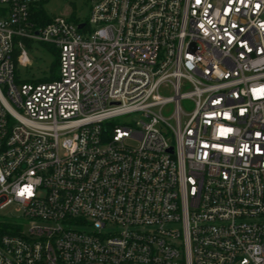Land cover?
Segmentation results:
<instances>
[{"label": "built area", "instance_id": "obj_1", "mask_svg": "<svg viewBox=\"0 0 264 264\" xmlns=\"http://www.w3.org/2000/svg\"><path fill=\"white\" fill-rule=\"evenodd\" d=\"M49 1L0 0V264H264V0Z\"/></svg>", "mask_w": 264, "mask_h": 264}, {"label": "rangeland", "instance_id": "obj_2", "mask_svg": "<svg viewBox=\"0 0 264 264\" xmlns=\"http://www.w3.org/2000/svg\"><path fill=\"white\" fill-rule=\"evenodd\" d=\"M45 13L51 18L65 17L73 22H76L77 18L81 21L88 20L89 18V5L88 0H50L44 6ZM51 47L44 44H27V52L32 61L30 68H21L16 63V78L19 81L27 80V83H31L34 80L48 78L52 75L53 63L55 61V55L50 51ZM183 108L186 112L193 110L191 102H183ZM172 109L165 113L166 117H170ZM116 125H121L122 120H116ZM12 209L6 210L2 215L7 217L9 221L23 224L25 230L28 228L29 221L25 219H18L16 215L12 218Z\"/></svg>", "mask_w": 264, "mask_h": 264}, {"label": "trees", "instance_id": "obj_3", "mask_svg": "<svg viewBox=\"0 0 264 264\" xmlns=\"http://www.w3.org/2000/svg\"><path fill=\"white\" fill-rule=\"evenodd\" d=\"M52 20V18L50 16H48L45 11L41 10V17H40V21H39V24L40 26H44L48 23H50ZM51 52L54 53L55 56V61L53 63V69H52V75L48 78H43V79H38L37 81L38 82H46V81H50L52 80V78L54 77V74L57 70V67H58V59H57V53L55 50H53L52 48L50 49Z\"/></svg>", "mask_w": 264, "mask_h": 264}, {"label": "water", "instance_id": "obj_4", "mask_svg": "<svg viewBox=\"0 0 264 264\" xmlns=\"http://www.w3.org/2000/svg\"><path fill=\"white\" fill-rule=\"evenodd\" d=\"M83 26H80V28H82Z\"/></svg>", "mask_w": 264, "mask_h": 264}]
</instances>
